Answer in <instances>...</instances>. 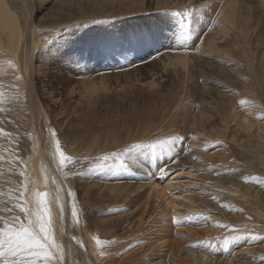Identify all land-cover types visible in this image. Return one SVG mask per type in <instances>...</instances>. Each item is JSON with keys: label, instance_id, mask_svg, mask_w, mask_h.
Instances as JSON below:
<instances>
[{"label": "rangeland", "instance_id": "374dc122", "mask_svg": "<svg viewBox=\"0 0 264 264\" xmlns=\"http://www.w3.org/2000/svg\"><path fill=\"white\" fill-rule=\"evenodd\" d=\"M6 1L24 34L17 57L25 82L0 78V228L5 221L26 223L21 174L34 151L33 132L52 156L54 130L61 152L74 158L57 169L62 188L67 184L62 205L67 214L75 207L83 227L66 228L74 263L91 259L87 231L105 242L98 248L102 264H151L157 254L162 264H264V233L256 231L260 204L250 211L248 232L259 234L258 242L226 249L221 238L214 249L197 246L214 233L243 236L236 229L239 200L232 199L231 210L220 207L221 213L206 202L222 197L214 182L221 157L245 166L260 154L238 145L246 140L238 126L231 124L222 137L219 96L224 90L230 100L239 96L221 83L225 59L238 67L245 53L254 52L264 61V3L231 0L240 5L233 14L237 23L227 25L224 36V0ZM260 94L263 105L264 89ZM169 139L170 153L157 143ZM133 144L142 146L124 151ZM111 153L118 158L98 159ZM258 174L264 177V168ZM154 185L161 189L157 198L150 192ZM186 192L203 212L186 211ZM166 225L171 229L161 235ZM147 237L162 250L154 253Z\"/></svg>", "mask_w": 264, "mask_h": 264}, {"label": "bare ground", "instance_id": "6f19581e", "mask_svg": "<svg viewBox=\"0 0 264 264\" xmlns=\"http://www.w3.org/2000/svg\"><path fill=\"white\" fill-rule=\"evenodd\" d=\"M260 1L261 3H264V0ZM234 2L231 0L222 1L221 12L219 15L221 29L219 31L224 36L228 32L227 25L236 28L237 22L233 15L235 13L236 6ZM239 6H236L237 10L239 9ZM23 35L24 34L21 30V22H19L17 15L11 6H9L8 1L0 0V78H8L15 81L25 82L22 68L20 67V62L17 57L21 46L20 44H22ZM243 57L245 64L238 63V67H228L229 64L235 63L232 59H225V62H223L222 65L223 69L221 72V83L224 85L228 83L229 85L227 88L232 89L229 90L230 92L239 93L238 97L233 96L234 98H231V100L227 95L225 97V90L223 94L224 96L222 93L220 94L221 96H219V112L222 126V137H225V133L231 124H233V126H238L240 130L243 131V135H245L246 138L245 141L243 140L238 142V145L241 144V147L245 152H252V150H255L260 152V154L256 156L257 158L250 156L245 166H240L239 162L236 161L237 159L235 160L231 156L226 155V157H221L220 163L218 164L220 171L218 173L217 171L215 172L216 175L214 182L221 188L219 193L222 194V197L215 201L210 199L206 202L207 206L215 209L216 211L218 210V213H221L220 207H225L227 210H231L233 209L231 207L235 204V200L233 203L232 199L239 200L238 206L241 207V210L239 213L240 217L238 219V225L236 226V229L243 230V236L237 237L239 236V232H234L230 235L214 233L206 237H202L201 241H199L197 244L198 247L199 244L202 245L203 243H206L207 245V243H210L207 245V247L212 245V249H214L216 247L215 242L221 238L225 240L224 244L226 245V249L234 245H242L246 241H248L249 244L254 243L255 241L258 242L260 240L259 234L256 236H248V232L249 228L252 226L250 221L251 218L249 217L251 209L253 206L258 204H260L261 208H264V193L261 190V187L264 186V177H261L258 174L259 169L264 168V118H262L264 117V104L262 105L261 103V97L259 96V98L257 96V93L260 94V91L264 89V77L260 75V72L264 70V61L256 57L254 52H247L243 55ZM183 59H185V57L181 58V60ZM226 100L230 101L229 104L226 103ZM33 133L32 146L34 151L29 157V160L26 162L24 161L25 163L22 170L23 173L21 174L23 183L22 186L24 189L25 185L27 187V190H25L23 194L24 202L22 205L32 208L35 211L36 201L38 199H43L44 203L49 207L54 218V239L55 242L63 249L62 264H77L74 263L75 260L72 259L73 249H71L69 246V230L66 231V228L73 225L76 227V229L81 230L80 225L82 227V224L79 223L77 216H72V212L67 214L65 211L66 206L62 205L63 190L66 188L65 186L67 184H64L65 186L62 188V181L59 180V173L57 169H60L59 164L61 157L60 152H57L56 150L57 139L52 135L51 131V156L42 150V147L38 142V135L35 131ZM11 148L16 151L13 146ZM46 155L53 159L50 162L52 163L51 165L49 164ZM150 190V192L153 193L156 198L159 197L161 189H158V185H154ZM37 193H39V197L37 196ZM68 195L67 197L71 199ZM184 198L187 202L186 211L193 212V214H197L200 210L203 212L204 208H202L199 202L188 192L185 193ZM69 199L68 202L70 201ZM165 216L166 215H164L163 218H166ZM155 217L157 218L158 216L155 214L154 217H152L151 215V218ZM259 217L262 222L258 223L261 224V226L256 229V231L264 233V212H260ZM160 227L161 235L166 233L168 229H171V227L167 225L165 227ZM85 235L88 245V252L91 256V259L87 256L85 259L86 262L88 264H102V254L100 253L98 249L99 245L96 242L99 238L95 237L93 234H89L87 231H85ZM253 237H258L259 239H253ZM145 241L149 245V248L154 251V253H158L159 250H162L161 245L157 244L153 237H147ZM189 244L190 243L186 245L188 246ZM242 246H245V244ZM73 247L76 250L77 246L75 245ZM195 252V257L200 259V257H202V251L198 249ZM157 255L158 256L152 257L150 260H148V262H151V264H162L163 256L161 254ZM92 260H94L95 263H93ZM232 264L246 263H239L238 260H235L232 261Z\"/></svg>", "mask_w": 264, "mask_h": 264}, {"label": "snow or ice", "instance_id": "6c2138e0", "mask_svg": "<svg viewBox=\"0 0 264 264\" xmlns=\"http://www.w3.org/2000/svg\"><path fill=\"white\" fill-rule=\"evenodd\" d=\"M187 37L181 36L178 43H185ZM264 118V117H262ZM52 135L56 133L53 130ZM161 147H167L171 152V145L174 140L157 141ZM141 144H133L125 149V152H131L133 149L141 147ZM155 146V145H154ZM56 150L60 152V164L74 160L71 156H66L60 150V143L57 140ZM112 157H117V153L106 154L98 159L101 161H109ZM25 190L27 187L25 185ZM39 197V193H37ZM23 193H21V198ZM42 209V210H41ZM20 211L24 213L25 222H20L18 226L15 222L9 226L5 221V227L0 228V264H38L42 260V264H62L63 249L55 242L54 239V218L49 207L44 203L43 199L36 201L35 211L32 208L20 206ZM72 216L76 217L75 207L72 210ZM19 217H15L14 221H18ZM220 227H231L230 225H218ZM253 239H259L253 237ZM97 244H103L104 241L97 239ZM27 254V255H26ZM103 254V253H102ZM264 259V257H262Z\"/></svg>", "mask_w": 264, "mask_h": 264}]
</instances>
